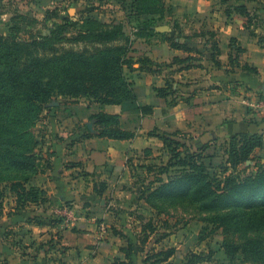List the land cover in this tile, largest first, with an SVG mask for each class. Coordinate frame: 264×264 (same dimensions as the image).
I'll return each instance as SVG.
<instances>
[{
    "label": "crops",
    "instance_id": "obj_1",
    "mask_svg": "<svg viewBox=\"0 0 264 264\" xmlns=\"http://www.w3.org/2000/svg\"><path fill=\"white\" fill-rule=\"evenodd\" d=\"M56 1L62 0H0V28L12 24L16 9L34 10L42 20V7L49 8ZM72 1L84 18L126 24L125 8H130L134 0ZM164 1L166 10L158 26L168 25L170 29L161 33L199 49L200 54L174 48L161 35L135 43L130 55L137 61L128 73L137 100L105 107L107 113L121 116L137 107H153V113L140 119L134 128V138L98 136L96 120L82 113L44 122L45 137L38 135L41 165L28 186L45 189L48 201L22 206L14 193L7 192L0 209V264H114L116 259L127 260L122 250L125 241L114 232L112 199H124L135 185L132 168L146 161L142 150L154 149L153 144L160 140L152 134L157 128V132L188 133L190 138L184 136L183 141L194 149L206 145L205 152H224L225 157L227 141L239 132L262 136L263 147L258 150L264 149V113L240 109L231 95V85L239 73L251 80L253 89L263 91L264 26H250L247 16L236 7L245 4L262 17L264 9L252 6L254 0ZM214 43L220 50L216 55ZM176 56H198L199 60L179 71L175 67L156 71L154 65L147 69L138 61L146 57L154 64H165ZM246 64L257 71L243 69ZM168 77L174 80L179 93L173 106L169 105L170 98L158 96L155 91L165 85ZM220 81H227L224 90L218 86ZM38 127L42 131V121ZM88 133L92 136L84 137ZM154 151L155 157L163 153ZM137 170L141 173L143 169ZM103 183L107 188L100 192ZM174 236L179 234L171 235L173 242ZM176 245H172L176 253L162 264H183L191 248L186 243Z\"/></svg>",
    "mask_w": 264,
    "mask_h": 264
},
{
    "label": "rangeland",
    "instance_id": "obj_2",
    "mask_svg": "<svg viewBox=\"0 0 264 264\" xmlns=\"http://www.w3.org/2000/svg\"><path fill=\"white\" fill-rule=\"evenodd\" d=\"M252 6L264 9V1L254 0ZM0 9L3 11V8ZM47 12H49V20L46 19ZM56 12L59 17H55ZM12 16L21 21L23 28L21 34L24 38H29L32 31L38 34L41 32L42 40L47 35L49 42L55 41V52L49 51L48 56L42 55V69L39 65L36 68L42 71V92L53 90V96L48 101H42V118L39 120L42 121V131L41 127H38L39 122L32 128L35 136L42 134V139L47 130V124L44 122L49 121L50 118L59 119L72 111L87 116L99 110L100 104L94 100L95 91L108 90L112 77L124 76L125 72L122 74L119 72V66L124 60L123 54L125 50L132 51L135 43L139 41V38L133 34L134 24L129 22L117 31L118 25L106 24L97 18L96 24L83 27L82 24L72 25L70 21H64L63 18L73 22L82 18L76 3L72 0L56 1L49 8L42 7V20H39L31 9L27 11L16 9ZM262 16L258 14L257 26H264ZM125 19L128 20L127 17ZM66 24H69L68 27H65ZM9 29L10 26L5 29L0 28V32L7 33ZM209 66L210 63L208 69ZM0 68L5 70V76L1 80H6L8 73L14 70L2 65ZM19 71V68H16L14 74ZM1 80L0 84L4 85ZM251 84V80L239 73L231 85V95L240 109L243 108L253 114L264 113V106L258 102V95L263 91L253 89ZM218 86L224 90L227 81H220ZM82 88H87L86 91H90L93 96L63 97L61 93L62 91L83 92ZM250 102H254L255 106L249 105ZM120 118L121 126L129 131L139 126V114L132 110L124 112ZM164 132L174 131L160 130L159 133L162 135ZM182 133L183 137L190 138L188 133ZM153 145L158 152H164L166 149L162 140ZM206 153L209 157L205 163L210 174L213 176L218 174L220 180L232 175L242 181L257 170L260 162H264L262 161L264 149H257L252 160L240 164L235 169L227 162L224 152ZM213 157H216L215 160ZM184 160L183 157V160L177 163L176 173L174 169L166 173L159 168L154 169L153 174L147 176L143 173L141 176L144 178L141 176L135 178L138 184L135 183L130 188L128 196L124 199L123 197L112 199L111 210L116 220L114 226L120 232L125 245L128 247L131 243L134 251L132 259L128 258L125 261L131 264H152L153 260L145 261L148 255L160 250H168L172 245L186 243L191 248L190 252L201 255L203 261L200 264H264V208L253 207L247 214L243 212L241 216H237L239 213H235L236 209L232 210L228 205L241 200L242 196L235 194V191L222 207L212 209H208L204 201L193 197L195 181L184 187L171 185L170 188L156 193L151 200H146L143 195L145 185L149 186L148 182L153 181V186H160L168 182L170 176L174 178L177 175L181 176L182 170L189 168ZM201 182L206 185L212 184L208 179ZM213 216L216 218L220 216L221 219L212 220ZM173 234H179L173 237L174 242L171 237ZM234 245H244L247 251L243 252L240 249L235 253L232 252V256H228L226 247Z\"/></svg>",
    "mask_w": 264,
    "mask_h": 264
},
{
    "label": "trees",
    "instance_id": "obj_3",
    "mask_svg": "<svg viewBox=\"0 0 264 264\" xmlns=\"http://www.w3.org/2000/svg\"><path fill=\"white\" fill-rule=\"evenodd\" d=\"M121 1L124 3L126 0ZM222 2L225 3L227 0H222ZM236 8L239 13L247 16L250 26L256 25L258 15L249 11L247 5L239 4ZM125 10L127 11V22L134 24L132 29L135 37L141 39L161 35L174 48L200 54L201 51L199 49L188 46L187 43L181 42L175 37L166 36V33L156 31L155 27L163 22L166 10L164 0H134L130 8H125ZM48 13H46L47 20L50 19ZM227 13L230 14V11L227 10ZM55 17H59V14H55ZM63 20L66 22L70 21L72 25L82 24V27L96 24L95 21H98L93 17H82L74 22L68 18H63ZM20 23L21 21L18 18L13 17L9 32H0V65L14 68L8 73L6 80H1L5 76V70L0 68V73L2 74H0V80L4 83V85L0 84V209L3 208L8 191L15 194L18 205L22 206L31 202L45 203L48 201L45 189L28 186V183L38 172L42 160L39 136H35L32 128L42 118V101H48L53 96L52 89L42 92V71L36 68L39 65L42 69V55L48 56L49 51L55 52V41L49 42L47 35L42 40L41 32L38 34L32 31H30L29 38H24L21 34L23 28ZM67 25L69 24H66L65 27H68ZM115 25L119 27L116 30L120 31L125 24L119 23ZM212 49L213 55L220 52L218 43H214ZM130 52L125 50L123 54L124 60L119 66V72L121 74L125 72L124 76L112 77V83L108 90L95 91L94 100L100 104L98 106L99 110L90 114L89 117L96 120L98 136L113 139H131L136 135L135 130L129 131L121 126L120 115L110 114L105 111L107 105H120L137 100L134 82L128 77V70L133 68L137 60L133 59ZM197 60H199L198 56H187L184 58L176 56L171 63L165 64H154L152 60L146 57L138 61L141 63V67L147 69L154 65L156 71H160L164 67H175V71H179L196 65L194 61ZM216 63L219 64V61H216ZM16 68H19L20 71L14 74ZM242 68L254 72L257 71L256 68L247 64L243 65ZM86 89L82 88L83 92L77 93L66 91L61 93L64 95L63 97L82 98L83 96H93ZM155 91L158 96L166 99L170 98V106L177 104L178 100L176 98L179 93L177 88L174 87L172 78H166L165 85L156 87ZM260 94H263V92H260ZM132 111L139 114V119H142L147 114L153 113L154 109L151 106H143L137 107ZM75 113L81 114L78 111H72L67 116ZM157 130L158 128L152 134L162 140L166 149L157 157L153 155L155 151L151 147L142 150L146 161L137 167L133 166V176L138 178L143 173H146L145 175L147 176L148 174H153L154 169L157 168L163 169L166 173L174 169L176 173L177 163L182 161L183 157L185 165L189 166V168H184L181 176L177 174L176 178L170 176V180L160 186H153L154 182L149 181V186L145 185V190L143 191L146 200H151L156 193L170 188L171 185L176 184L178 187H184L186 184L195 181L196 186L192 195L194 198L204 201L208 209L222 207L227 199L233 196L234 191L235 194H240L242 198L228 205L232 210L236 209L235 213H239L237 216H241L243 212L247 214L253 207L264 208V162H260L257 170L242 181L232 175L220 180L218 174H214V176L210 174L205 163L208 157L205 152L207 149L206 145L194 149L192 145L183 141L184 137L181 131L164 132L160 135L161 133L157 132ZM91 136L92 134L90 133L84 135L87 138ZM262 147L263 139L259 134L239 132L229 138L226 143L227 162L235 169L240 164L252 160L256 149ZM182 155L184 156L182 157ZM151 159L153 162H151ZM137 168L143 169L142 172L138 173ZM18 173L21 174L19 175ZM204 179L211 180L212 184L206 185L204 182L202 183L201 180ZM106 188L105 183H103L99 191H105ZM211 219L220 220L221 218L220 216L217 218L213 216ZM114 232L120 235L116 228H114ZM240 249L243 252L247 251L244 245H234L226 247V253L228 256H232V252L235 253ZM122 250L126 255V259H132L134 251L131 243L128 244V247H123ZM175 253L176 248L174 247L168 250H160L148 255L145 261L153 260L152 264L163 263L168 261ZM213 253L211 252V254ZM201 261L203 260L200 254L189 252L183 264H200ZM114 264H131V262L116 259Z\"/></svg>",
    "mask_w": 264,
    "mask_h": 264
},
{
    "label": "built area",
    "instance_id": "obj_4",
    "mask_svg": "<svg viewBox=\"0 0 264 264\" xmlns=\"http://www.w3.org/2000/svg\"><path fill=\"white\" fill-rule=\"evenodd\" d=\"M137 31V29H135ZM258 102H260L264 106V91L263 94L258 95ZM249 105L255 106L254 102H250Z\"/></svg>",
    "mask_w": 264,
    "mask_h": 264
},
{
    "label": "water",
    "instance_id": "obj_5",
    "mask_svg": "<svg viewBox=\"0 0 264 264\" xmlns=\"http://www.w3.org/2000/svg\"><path fill=\"white\" fill-rule=\"evenodd\" d=\"M156 29L159 32H167L170 29V27L168 25H162V26H158ZM263 91H264V86H263Z\"/></svg>",
    "mask_w": 264,
    "mask_h": 264
}]
</instances>
